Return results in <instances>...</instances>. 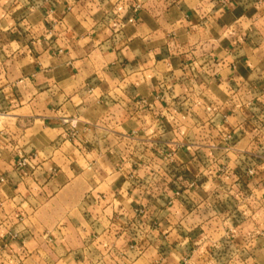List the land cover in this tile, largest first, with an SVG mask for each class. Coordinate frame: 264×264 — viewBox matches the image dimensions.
I'll list each match as a JSON object with an SVG mask.
<instances>
[{
  "label": "crops",
  "instance_id": "obj_1",
  "mask_svg": "<svg viewBox=\"0 0 264 264\" xmlns=\"http://www.w3.org/2000/svg\"><path fill=\"white\" fill-rule=\"evenodd\" d=\"M0 264H264V0H0Z\"/></svg>",
  "mask_w": 264,
  "mask_h": 264
},
{
  "label": "built area",
  "instance_id": "obj_2",
  "mask_svg": "<svg viewBox=\"0 0 264 264\" xmlns=\"http://www.w3.org/2000/svg\"><path fill=\"white\" fill-rule=\"evenodd\" d=\"M66 122V121H65ZM75 129V125L74 124H72L71 125V134L73 135L74 134V130ZM24 165V161H21L20 163H19V166H23ZM249 174H252V172L251 171H249Z\"/></svg>",
  "mask_w": 264,
  "mask_h": 264
}]
</instances>
